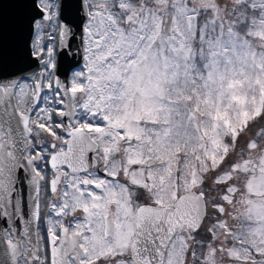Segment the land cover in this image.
Here are the masks:
<instances>
[{"label":"snow or ice","instance_id":"snow-or-ice-1","mask_svg":"<svg viewBox=\"0 0 264 264\" xmlns=\"http://www.w3.org/2000/svg\"><path fill=\"white\" fill-rule=\"evenodd\" d=\"M0 264H264V0H0Z\"/></svg>","mask_w":264,"mask_h":264}]
</instances>
